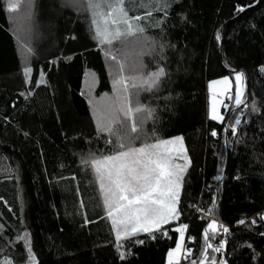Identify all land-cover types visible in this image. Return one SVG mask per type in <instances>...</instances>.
<instances>
[{"label":"trees","instance_id":"trees-1","mask_svg":"<svg viewBox=\"0 0 264 264\" xmlns=\"http://www.w3.org/2000/svg\"><path fill=\"white\" fill-rule=\"evenodd\" d=\"M11 2L0 0V264H166L180 225L179 264L201 262L205 231L208 264H264V0H122L132 29L121 22L110 43L96 39L89 0ZM95 2L108 12L116 0ZM237 72L243 103L227 98L211 119L208 82ZM119 137L181 138L189 164L178 218L118 240L89 161L120 151Z\"/></svg>","mask_w":264,"mask_h":264},{"label":"snow or ice","instance_id":"snow-or-ice-1","mask_svg":"<svg viewBox=\"0 0 264 264\" xmlns=\"http://www.w3.org/2000/svg\"><path fill=\"white\" fill-rule=\"evenodd\" d=\"M19 7V0L9 3V9L16 11ZM89 8L93 16V24L96 26V34L101 38V42L110 35L108 32V25H118L123 22L131 31L132 23L129 21L127 13L122 6V0H116L115 4L108 5V12L101 9V5L95 0H89ZM243 11V8H240ZM134 19H139L135 17ZM105 27L101 30L100 25ZM114 35L118 36L117 30ZM110 43L111 40L109 39ZM31 49L25 47V55L29 54ZM115 59V57H113ZM120 69H123L121 64ZM31 69L25 67V74H29ZM163 69H159L153 73L148 81L151 87L160 76H162ZM237 81H240L241 76L237 75ZM221 83L227 84L224 80ZM118 86H123L127 91V85L123 78L116 81ZM135 86V85H133ZM119 90V89H118ZM240 94L236 95V103H241ZM215 101H213L212 119H220L216 113ZM140 107L136 111H141ZM118 111L123 112L127 117L130 115L132 109L126 105H122ZM240 123L239 120L236 121ZM101 131H106L110 135H117L112 130V124L108 123L101 128ZM131 131H136L133 124ZM234 131V130H233ZM212 135H216L213 131ZM123 137H119V148L121 149L115 155L102 157L99 159L93 158L89 162L95 167L100 177V188L104 192V203L107 207V215L111 218L112 224L116 229V237L119 240L121 233L125 236L136 235L138 232H151L159 230L162 225H165L179 216L178 201L181 188L182 175L188 165L186 154L182 158L186 161L185 164L175 163L177 158H181L183 146L180 139L158 141L156 143H145L141 147L126 146L123 142ZM180 144L179 151L170 146ZM126 148V150H124ZM240 223H244L243 220ZM255 223V221H253ZM187 225L176 229L180 233V240L183 241L184 229ZM208 229L215 232L217 224L213 220ZM227 232V228L223 229ZM154 238V237H153ZM205 241L204 252L201 259L204 264H208V249H212L207 231L203 233ZM142 242V241H138ZM117 247L121 245L117 244ZM182 244H177L176 248L169 252L170 264L172 258L181 251ZM220 247L213 249L219 252ZM29 253L31 249L29 247ZM123 258V253L121 254ZM4 264H11V261L5 260ZM32 264H35L34 258ZM192 264H197V261H192ZM211 264H217L215 259L211 260Z\"/></svg>","mask_w":264,"mask_h":264},{"label":"rangeland","instance_id":"rangeland-1","mask_svg":"<svg viewBox=\"0 0 264 264\" xmlns=\"http://www.w3.org/2000/svg\"><path fill=\"white\" fill-rule=\"evenodd\" d=\"M100 27H101V30H103L105 26L103 24H101ZM95 28H96V26H95ZM118 28H119V25H111V24H109L107 30L110 33V35L104 40V42H108L109 39L113 40V39H115L117 37H120L124 33L121 29H118ZM117 30L119 31V35L118 36L114 35V33ZM95 35H96V39L100 43L101 42V38L99 36H97L96 30H95ZM237 75L241 76L240 81H237V79H236ZM224 80H227L228 83L227 84L221 83V81H224ZM245 92H246V81H245L244 75L241 72H237V73H234L232 75H227V76L221 77L219 79L210 80L208 82V84H207L208 115H209V117L210 118L212 117L213 101L216 102L215 103L216 113L220 117V119H214V120H219L220 121L222 119L221 107L224 105L226 99L228 98V100H229V103H228L227 106L238 107V106H240L243 103ZM237 93L240 94V99L242 101L239 105H237V103H236V95H237ZM178 139L181 140V143H182V146H183V152L181 153V158H177L175 160V163L185 164L186 161L182 158V156L184 154H186L187 160H188V164H189L188 148L184 146L183 140L181 138H178ZM172 140H177V138H173ZM172 148H174L177 151H179L180 148H181V145L177 144V145L170 146V150ZM187 167H188V165H187ZM93 168H94L95 173L97 174V178H98L99 185H100V177H99L95 167H93ZM184 173H185V171L183 172V175H184ZM183 175H182V179H183ZM181 183H182V181H181ZM180 190H181V188H180ZM100 193L104 197V192L101 190V188H100ZM207 218L209 220V224L213 220L216 222V224L218 223V221L214 217V215L213 216L211 215L210 218L209 217H207ZM182 226L183 225L177 226L176 229L181 228ZM217 228H218V224H217ZM185 237H186V229H184V238H183L182 242L180 240V233L178 232L176 244L169 252H172L176 248L177 244H182V247H181V251L179 253H177L172 258L171 264H179V262H181L182 257L184 255L187 256L188 252H187V249L185 247ZM169 252H168V254H169ZM168 254H167V258H166V264H170V259H169V255ZM203 263L204 262L201 260V262L199 264H203Z\"/></svg>","mask_w":264,"mask_h":264},{"label":"water","instance_id":"water-1","mask_svg":"<svg viewBox=\"0 0 264 264\" xmlns=\"http://www.w3.org/2000/svg\"><path fill=\"white\" fill-rule=\"evenodd\" d=\"M247 88H248V81L246 80V90H247ZM231 115H232V112L229 114V117H228V119L226 120V122L224 124V130H225V133H226V135H225L226 146H227V131H226V128H227L228 120L231 117ZM227 162H228V156H226V163H225V168H224V171H223V176H224L226 168H227ZM216 199H217V192H216ZM215 205H216V203H215ZM214 210H215V206H214V209H213L212 214H211L212 216L214 215Z\"/></svg>","mask_w":264,"mask_h":264},{"label":"built area","instance_id":"built-area-1","mask_svg":"<svg viewBox=\"0 0 264 264\" xmlns=\"http://www.w3.org/2000/svg\"><path fill=\"white\" fill-rule=\"evenodd\" d=\"M210 218V216H208ZM226 228V226L222 223H219V229H218V232H223V229ZM188 251V250H187ZM187 256H183V258H185Z\"/></svg>","mask_w":264,"mask_h":264}]
</instances>
